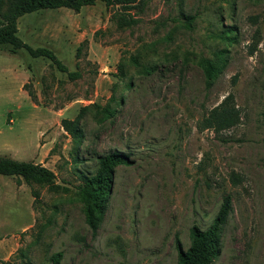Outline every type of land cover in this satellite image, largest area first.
<instances>
[{"label": "rangeland", "instance_id": "rangeland-1", "mask_svg": "<svg viewBox=\"0 0 264 264\" xmlns=\"http://www.w3.org/2000/svg\"><path fill=\"white\" fill-rule=\"evenodd\" d=\"M16 34L67 71L0 48V154L40 163L57 186L0 174V264H55L57 252L59 264H176V243L186 249L225 195L212 264H264V0H97L24 13ZM204 58L221 65L210 87ZM227 96L236 123L203 127ZM92 103L117 111L78 117ZM64 118L78 120L77 143ZM112 151L132 163L114 168L92 234L77 186Z\"/></svg>", "mask_w": 264, "mask_h": 264}, {"label": "trees", "instance_id": "trees-1", "mask_svg": "<svg viewBox=\"0 0 264 264\" xmlns=\"http://www.w3.org/2000/svg\"><path fill=\"white\" fill-rule=\"evenodd\" d=\"M97 0H7V7L1 11L3 1L0 0V48H4L10 53H17L21 48L32 57H47L54 63L60 71H67L66 66L56 57L54 52L47 47H31L17 36V19L24 13L32 12L43 8L69 7L78 9L82 5L93 4ZM108 5H120L129 7L137 0H100ZM192 19V16H187ZM128 23V22H126ZM190 27V24H188ZM221 69L219 60L204 58L202 60V70L206 87H210ZM70 77L78 75L76 72H68ZM29 95L33 97L30 92ZM230 96L225 97L217 106L212 108L203 118V127L224 129L231 127L237 121V111L229 101ZM94 109L95 121L104 124L115 114V105L89 104L80 108L78 117H81L88 109ZM264 123V119H263ZM61 126L69 134L73 142H78L83 138V130L79 127L77 119H62ZM264 142V138H263ZM96 169L91 175H81V182L77 186V194L82 203L84 221L92 234H95L101 223L107 197L109 194L110 182L114 168L120 165H130L132 161L127 154L112 151L110 153L98 154L95 157ZM0 174L22 179L26 183L37 181L45 183L50 189L57 186L53 183L55 174L47 167L33 161H25L0 154ZM231 210L229 195L222 198L221 204L212 222L206 229L192 226L189 229V246L182 249L176 243L177 260L176 264H212L219 251V239L223 225ZM61 253H54L51 257L55 264H59ZM3 264H11L3 261Z\"/></svg>", "mask_w": 264, "mask_h": 264}]
</instances>
